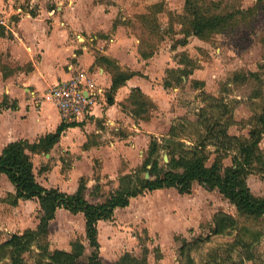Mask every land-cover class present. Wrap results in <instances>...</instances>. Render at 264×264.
I'll return each instance as SVG.
<instances>
[{"label": "rangeland", "instance_id": "1", "mask_svg": "<svg viewBox=\"0 0 264 264\" xmlns=\"http://www.w3.org/2000/svg\"><path fill=\"white\" fill-rule=\"evenodd\" d=\"M62 1L68 7L67 0ZM204 2L208 5L218 2L219 7H212V11L222 13L256 7V0ZM58 3L60 0H38L34 7L43 5L57 13ZM184 5L185 0H83L80 4L81 9L86 11L92 8V17H96L102 26L100 31L108 27L113 31L120 26L132 41H139L140 53L155 54L149 66L162 85L169 82L164 91L156 93L160 105L156 104L150 110V117L154 121L148 127H138L141 131L135 132L130 130L135 120H127L122 121L113 134L129 138L127 144H134L131 149L133 154L137 153L135 144H138L139 149H143L138 155L142 163L151 137L163 142L167 139L164 136L169 135L174 127L177 128L176 139L185 148L190 147L204 135L206 126L224 112L221 123L227 133L225 141L230 144L223 147L229 150L215 152L213 144L217 139L208 142L207 165L210 166L220 157L225 165L231 166L233 159L239 157L234 139L248 136L254 116L264 105V9L246 17L244 21L238 20L230 30L213 34L208 40L191 36L188 43L181 46L177 41L184 37ZM102 10L114 13V18L110 21L102 18ZM99 33V37H105ZM87 39L85 44L96 52L97 39L90 40L89 36ZM181 53L186 58L181 57ZM187 58L190 62H186ZM5 62L8 67L16 68L11 61ZM183 67H187L191 74L179 83L177 69ZM23 68H28V65ZM195 81L203 84L196 85ZM125 99L123 102L129 105ZM137 134L138 137L133 138ZM260 149L264 156V136ZM59 156L62 179L55 180L59 176L53 173V180L49 183L57 188L64 183V191L72 192L75 190L74 184L67 173L71 167L72 160L69 159H72V153L64 151ZM165 156L166 152L161 151L160 164L168 161ZM57 158L32 155L38 182H48L45 180L50 173L46 171L52 170ZM65 160H69V164ZM141 163L136 168L131 165V171L138 170ZM97 166L98 163H95L94 167ZM44 167L49 169L40 171ZM246 182L255 196L264 194V171H252ZM118 186V180L101 184L98 197L92 195L89 186L87 198L90 202H102ZM8 189V182L0 179V243L14 233L35 228L38 223V203L19 200L17 205H12L11 199H8ZM223 216L234 220V228L216 234L215 221ZM84 225L81 213L72 214L60 209L49 224V250L70 252L71 243L79 239L86 246L82 257V261H86L92 250L87 244ZM102 225L98 241L99 258L104 264H114L126 252L138 259L144 258L147 264H264V224H252L239 217L235 207L217 190L208 191L196 182L192 185L191 194L182 195L171 188L138 195L130 200L127 210H117L115 217ZM245 226L252 232L243 236L240 229ZM257 231L259 236L255 234ZM25 258L28 264L41 263L33 253L25 254Z\"/></svg>", "mask_w": 264, "mask_h": 264}, {"label": "crops", "instance_id": "2", "mask_svg": "<svg viewBox=\"0 0 264 264\" xmlns=\"http://www.w3.org/2000/svg\"><path fill=\"white\" fill-rule=\"evenodd\" d=\"M82 2L67 0L66 7L60 0L56 7L58 12L54 13L52 8L43 5L34 7L38 0H0V33H3L0 34V103L5 100L7 105V108L0 109V152L8 143L20 140L37 142L42 136L56 131L63 121L55 104L46 98L51 87L73 77L93 82L101 93L92 105L90 115L76 122L79 125L66 129L50 153L44 155L47 159L58 158L52 170L46 171L50 173L48 179H44L48 182H38L51 188V174H58L55 180L62 179L59 154L70 152L72 159L69 160L72 163L67 172L68 179L72 180L75 190L79 180L85 179L87 197L89 186L92 193L94 185H99L101 189V184L107 181H119L123 175L135 171H131L132 166L136 168L141 163L138 155L143 149L135 144L138 150L133 154L131 149L134 144H127L129 138L114 135L113 131L118 130L122 121L134 119L128 111L129 105L123 102L129 97L131 89L139 88L155 108L156 104L160 105L156 93L163 90L166 82L162 85L149 66L155 54L148 53L144 57L146 53L138 50L139 41H132L120 26L113 31L109 27L100 31L102 26L96 17H92V8L88 11L81 9ZM101 13L102 18L108 21L114 18L112 12L102 10ZM98 33L105 37H99ZM88 36L90 40L97 39L96 52L85 44ZM99 57L115 61L122 70L137 73L118 88L113 104H108L106 98L112 84V73L105 63L98 61ZM6 60L14 63L16 68L8 67ZM25 65L28 68L24 69ZM150 114L147 119H134L136 123L130 130L140 132L138 127H148L154 121ZM164 137L168 138L169 135ZM68 161L65 160L69 164ZM95 163H98L97 167H94ZM0 179L6 180L8 192L14 193L13 185L4 174H0ZM58 187L66 193L75 192L64 191V183ZM129 207L130 202L127 207L116 208L114 217L117 210H127ZM102 224L105 225L106 221L98 222V240L101 238Z\"/></svg>", "mask_w": 264, "mask_h": 264}, {"label": "trees", "instance_id": "3", "mask_svg": "<svg viewBox=\"0 0 264 264\" xmlns=\"http://www.w3.org/2000/svg\"><path fill=\"white\" fill-rule=\"evenodd\" d=\"M212 7L218 8L219 3L213 2L208 5L204 0H185L184 37L177 41V44L185 46L188 43V37L191 36L208 40L213 34L230 30L238 20L244 21L246 17L264 9V0H256L254 8L224 13L213 12ZM172 48L175 49L176 46H172ZM179 55L185 57L183 53ZM143 56L148 55L144 54ZM98 61L105 63L111 70L112 84L106 98L108 104H113V97L118 88L137 73L120 69L115 61L106 57H99ZM186 62H190V60L187 58ZM177 71L179 83L191 74L187 67L177 69ZM194 84L203 83L195 81ZM167 86H169V82L165 83V87ZM127 101L129 102L128 111L134 119H147L148 113L154 108L151 101L139 88L131 89ZM1 108H7L5 100L0 103ZM224 114L222 112L219 117L206 126L204 135L190 147L185 148L184 144L176 139L178 137L177 128L174 127L171 129L169 137L163 142L151 137L147 154L140 168L120 177L118 188L100 203H92L87 199L86 181L83 178L79 180L75 192L66 193L58 188L42 186L38 183L34 172L32 155L49 154L60 141L63 132L80 123L62 122L55 132L42 136L37 142L30 143L20 140L5 145L0 152V174H4L14 188V193H9L8 199H11L12 205H17L19 200L36 201L39 208L38 223L35 228L26 229L22 233H14L5 242L0 243V264H28L25 258V254L28 253L36 254L40 264H104L99 258L100 244L97 238L99 221H111L116 208L127 207L131 198L143 195L145 192L172 188L182 195L191 194L192 185L195 182L208 191L217 190L235 207L239 217L252 224L260 222L264 224V194L255 196L246 182L248 174L252 171H264V156L260 149V142L264 136V105L260 112L254 116L248 136L234 139L239 157L233 159L232 165H225L222 159L217 157L208 166L209 152L206 151L208 142L217 139V142L213 144L215 152H228L229 150V148L223 147L224 144H230L225 141L227 133L221 123ZM161 151L166 152L168 157V161L163 164H160L159 159ZM47 169L49 167L41 168L40 171ZM141 172L148 173L149 178L146 179L145 174H141ZM99 190L100 186L94 185L92 195L97 197ZM59 209L83 215L85 237L92 250L86 261H82L86 246L79 239L71 243L70 252L49 250L47 241L49 224L54 220ZM217 220L214 229L216 234L227 228H234V220L229 217L223 216L219 221ZM240 232L244 236L252 230L245 226L240 229ZM255 234L260 235L259 231ZM114 264L147 263L144 258L138 259L126 252Z\"/></svg>", "mask_w": 264, "mask_h": 264}, {"label": "built area", "instance_id": "4", "mask_svg": "<svg viewBox=\"0 0 264 264\" xmlns=\"http://www.w3.org/2000/svg\"><path fill=\"white\" fill-rule=\"evenodd\" d=\"M100 93L93 82L73 77L51 87L46 98L55 104L63 122L76 123L90 115V109Z\"/></svg>", "mask_w": 264, "mask_h": 264}, {"label": "water", "instance_id": "5", "mask_svg": "<svg viewBox=\"0 0 264 264\" xmlns=\"http://www.w3.org/2000/svg\"><path fill=\"white\" fill-rule=\"evenodd\" d=\"M165 160L167 161V157L166 156H165ZM145 178L146 179L149 178V174L148 173L145 174Z\"/></svg>", "mask_w": 264, "mask_h": 264}]
</instances>
